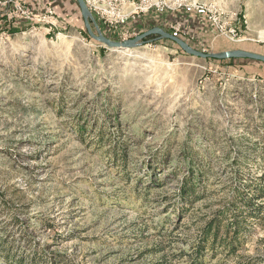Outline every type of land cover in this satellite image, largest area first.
<instances>
[{
	"label": "rangeland",
	"instance_id": "374dc122",
	"mask_svg": "<svg viewBox=\"0 0 264 264\" xmlns=\"http://www.w3.org/2000/svg\"><path fill=\"white\" fill-rule=\"evenodd\" d=\"M86 2L113 40L158 26L199 51L264 54V0ZM84 30L76 0H0V243L66 264H190L206 219L245 197L236 186L264 185V62L161 38L111 48ZM189 166L193 202L177 194ZM242 234L206 264H264V218Z\"/></svg>",
	"mask_w": 264,
	"mask_h": 264
},
{
	"label": "trees",
	"instance_id": "16d2710c",
	"mask_svg": "<svg viewBox=\"0 0 264 264\" xmlns=\"http://www.w3.org/2000/svg\"><path fill=\"white\" fill-rule=\"evenodd\" d=\"M55 6V5H54ZM177 17L176 14H172V17ZM205 16V15H204ZM203 17L205 29L212 26V22ZM169 18V16H168ZM19 24V25H18ZM22 23L10 22L6 26L9 27V32L11 34L23 30L21 27ZM207 26V27H206ZM86 29V28H85ZM147 30V29H146ZM145 31V30H144ZM85 35L88 36L86 30H84ZM170 33V32H169ZM179 37V36H178ZM146 38H161L157 35H149ZM165 42H170L176 46L177 49L181 50L180 47L172 40L167 38H161ZM184 39V38H183ZM185 40V39H184ZM192 48L196 49L195 46L190 44L185 40ZM210 60L222 61L225 59H215L207 58ZM235 59V58H226ZM251 61L258 60L246 58ZM202 173L201 170H196L194 166L188 167V175L184 177L179 188L178 196L184 199L186 202H193L198 198L197 184L196 180ZM238 172L235 173V176ZM250 181H241L243 187L236 186L235 195H239L244 189L246 194L244 198H241V203H232L230 207H220L214 211V213L206 219L205 223L199 230V235L195 242L192 244V249L187 253L190 258V264H206L204 256L211 252L213 254L222 252L221 250H226L230 254H235L236 249L244 242L242 231L249 223L261 222L264 218V202L260 201V198L264 195V185L261 183L249 185ZM234 202V201H233ZM30 245L28 243V252L25 250L12 251L13 244L9 243L8 239H4L0 244L4 251V260L6 264H66L63 263L64 256L54 254H48L46 252L40 251L36 248V242ZM160 250V249H158ZM62 261V263L60 262ZM235 264H251L245 261H236Z\"/></svg>",
	"mask_w": 264,
	"mask_h": 264
},
{
	"label": "water",
	"instance_id": "95a60500",
	"mask_svg": "<svg viewBox=\"0 0 264 264\" xmlns=\"http://www.w3.org/2000/svg\"><path fill=\"white\" fill-rule=\"evenodd\" d=\"M77 4L80 9L81 16L83 18L84 26L86 28L87 33L92 37L93 39L102 42L108 47L111 48H133L139 45L141 42L144 41L146 37L149 35H157L158 37L161 38H167L172 41H174L180 49L185 52L186 54L207 59V58H215V59H226V58H250L254 60H258L261 62H264V54L254 52V51H249V50H244V49H230V50H223V51H218V52H204V51H199L196 49H193L185 40L173 36L171 33L166 32L162 28L158 26H153L129 39H125L122 41L119 40H113L110 39L104 35H102L97 28V34H95L90 26L89 23V18H91V14L87 5L86 0H76Z\"/></svg>",
	"mask_w": 264,
	"mask_h": 264
},
{
	"label": "built area",
	"instance_id": "2783aa9c",
	"mask_svg": "<svg viewBox=\"0 0 264 264\" xmlns=\"http://www.w3.org/2000/svg\"><path fill=\"white\" fill-rule=\"evenodd\" d=\"M197 11L198 12H201V13H205V10L203 8H201V7H199V9ZM22 13H26V12L22 11ZM27 17H29V15H27ZM206 17H207L208 20L214 22V19H213V17L211 15H208V16L206 15ZM42 18L46 22H49L50 24H53V21H54L53 20V9L50 6H48V7L45 8V14H44V16H42ZM171 34L173 36L178 37V31L177 30L172 31Z\"/></svg>",
	"mask_w": 264,
	"mask_h": 264
}]
</instances>
